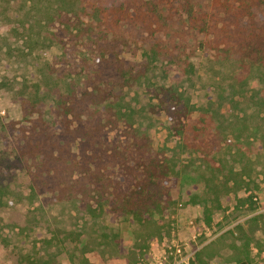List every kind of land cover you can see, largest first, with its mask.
Segmentation results:
<instances>
[{
  "label": "rangeland",
  "instance_id": "1",
  "mask_svg": "<svg viewBox=\"0 0 264 264\" xmlns=\"http://www.w3.org/2000/svg\"><path fill=\"white\" fill-rule=\"evenodd\" d=\"M197 1L202 11L214 6ZM75 21L65 11H45L39 0H0V264H137L157 259L172 244L182 247L190 264H198L196 255L207 264H264V151L250 136L257 126L252 117L264 116V105L251 99L257 91L264 95L256 81L264 30L249 37L256 51L238 46L224 57L215 49L201 52L203 34L167 26L162 38L167 34L179 49L185 45L186 53L199 50L196 59L209 57L202 60V79L187 86L191 93H210L213 116L202 120L197 111L183 125L180 105L161 87L164 71L171 78L174 67L169 72L164 59L165 70L160 63L148 70L140 57L148 36L133 29L135 43L108 45L111 63L100 57L96 67L110 81L105 88L137 99L141 115L99 138L63 132L60 142L69 152L28 156L34 125L59 130L54 99L72 91L80 96L89 87L84 71L94 44L87 25ZM126 64L139 69L130 89L119 76ZM175 80L180 88L181 76ZM201 81L208 87L202 90ZM85 120L103 122L95 112H84L81 124ZM83 153L101 162L87 156L88 165L78 166ZM149 158L173 159L175 169L184 170L139 185L122 180L127 170L121 162L132 167ZM231 169L240 176L237 191L225 184Z\"/></svg>",
  "mask_w": 264,
  "mask_h": 264
},
{
  "label": "trees",
  "instance_id": "2",
  "mask_svg": "<svg viewBox=\"0 0 264 264\" xmlns=\"http://www.w3.org/2000/svg\"><path fill=\"white\" fill-rule=\"evenodd\" d=\"M39 2H41L45 11L51 9L65 11L76 19V23L87 25L94 47L92 48V55L88 56L91 63L86 67V71L82 69L88 76L89 87L85 89L83 96H81L83 93L78 96L75 91H72L68 96L58 95L54 99L53 102L57 108L56 115L59 117V130L50 131L48 127L34 125L31 130L32 134L28 136L29 138L25 144V152L28 156L43 153L45 157H55L57 154H62L63 149L66 148L64 143L60 142V134L63 132L71 133L75 131L79 137L91 138L93 136L94 138L98 136L99 138L112 126L117 127L121 125L120 123L132 125L135 121L134 117L141 115V110H136L137 99L127 97L125 93L117 94L120 89L105 88V83H110V81H106L101 76L100 69L96 67L99 66L98 59L100 57L106 59L104 62L111 63L105 55L108 45L111 44L116 47L121 44L130 47L135 43L130 38V36H134L133 29L142 31L148 36L147 42H145L147 46L142 47V53L140 54V57L146 59L148 70L152 66L156 67L155 63L163 65L164 59L168 60L169 72L175 70V75H172L171 78H168L169 76L164 71L166 79H164L161 87L168 97L174 100L173 104L180 105L176 112L179 115L181 113L183 125L197 111H200L202 120H204L206 114L213 116L215 100L209 95L210 93L206 90L202 95L200 90L196 93L190 91V86L196 85L197 78L198 80L202 79L200 70L203 58L205 57L207 61L209 57H203L201 54L200 60L196 59L195 56L200 54L199 50L191 49L192 53H186L185 45L181 44V49H179L178 46L172 43L170 36L167 34V39L162 38L161 35L167 26L178 23L177 29L203 34L205 40H201L198 45L202 48L201 52L215 49L218 53H222L224 57H229L234 48L238 50V46L241 49L252 46V50L256 51L257 47L253 48L249 37L257 34L261 29L264 30V0H212L214 6H212V10L207 11H202L197 0H39ZM93 32L97 34L94 35ZM174 47L177 48V54H174ZM162 49L165 50V53L161 54ZM136 64L137 66L140 65L139 63ZM91 66L93 69H97L96 73H93ZM163 66L165 70L166 65ZM172 67L174 68L172 69ZM263 67L264 64L259 63L256 68L258 70L256 81L260 82L261 86L259 90L264 86ZM115 69L116 71L119 70L118 67H115ZM134 70L132 64H126L122 66L121 75H119L125 79L128 89L136 83L137 78L133 74L139 69ZM180 76L181 87L179 88V83H176L175 79ZM188 83L190 86H187ZM200 85L202 90L208 87L204 81H201ZM84 97H90L88 103H84ZM251 99H254V102L259 105H264V95H260L259 91ZM38 102L40 101L38 100ZM92 107H96L94 111ZM84 112H95L97 120L102 119L103 122L91 126L89 120H85V123L81 124ZM252 118H256L257 126H255L256 130L250 133L251 143H253V140L258 141L257 150L264 151V116L260 117L258 114ZM178 133L183 134L184 131L180 129ZM176 144L180 146L179 140L176 141ZM66 150L69 152L70 149L66 148ZM87 156L92 161L101 162L99 155L91 156L83 153L80 157V164H76L78 166L88 165L89 160L87 162L83 158ZM246 157L248 158L247 155ZM177 161L179 162V160ZM127 162H121L122 167L127 170L122 180L129 177V179L135 181V185L153 179L156 181L158 179L163 180L169 173L178 177L184 170L181 168L175 169L173 159L149 158L147 163L136 160L135 165L132 167ZM216 169L220 168L217 167ZM229 172L231 176L225 182L229 186L227 190L234 189L237 191L241 187L239 183L240 176L232 169ZM14 194L16 200L22 201L23 197L20 193ZM208 220H210V217H208ZM196 259L198 264H207L198 255H196Z\"/></svg>",
  "mask_w": 264,
  "mask_h": 264
},
{
  "label": "built area",
  "instance_id": "3",
  "mask_svg": "<svg viewBox=\"0 0 264 264\" xmlns=\"http://www.w3.org/2000/svg\"><path fill=\"white\" fill-rule=\"evenodd\" d=\"M190 256L183 253L181 246L172 244L162 249L159 257H145L137 264H190Z\"/></svg>",
  "mask_w": 264,
  "mask_h": 264
}]
</instances>
